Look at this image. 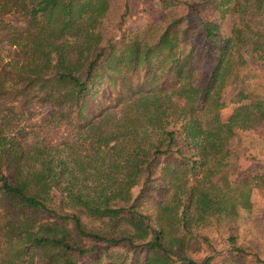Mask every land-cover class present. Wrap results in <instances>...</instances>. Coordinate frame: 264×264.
Segmentation results:
<instances>
[{
    "label": "trees",
    "instance_id": "trees-1",
    "mask_svg": "<svg viewBox=\"0 0 264 264\" xmlns=\"http://www.w3.org/2000/svg\"><path fill=\"white\" fill-rule=\"evenodd\" d=\"M117 1L122 28L129 0H0L23 20H0L6 262L264 264L227 225L264 187L233 171L240 133L264 124V0H156L164 23L102 45ZM31 105L50 111L36 130Z\"/></svg>",
    "mask_w": 264,
    "mask_h": 264
},
{
    "label": "rangeland",
    "instance_id": "rangeland-1",
    "mask_svg": "<svg viewBox=\"0 0 264 264\" xmlns=\"http://www.w3.org/2000/svg\"><path fill=\"white\" fill-rule=\"evenodd\" d=\"M130 10L124 18V24L122 28L118 27L119 15L123 12L122 3L117 1L113 4L107 13L102 32L103 45L105 40L112 37L115 41L123 30L135 31L143 30L146 25V19H150L153 23H164L161 21L163 17H166L165 12L158 6L156 0H129ZM3 8L0 5V20L10 19L13 21H21L18 17V13L10 10L9 12L2 11ZM204 17L211 19V17H217L218 15L213 12L209 7H205L203 12ZM23 21V20H22ZM21 21V22H22ZM3 27L0 29V60L4 58L8 60V53L12 56V50L14 46H10L9 41L3 38ZM8 52V53H7ZM1 62H3L1 60ZM258 81L262 84L264 82V67L260 69ZM110 82L105 81L99 87L98 93L95 97L96 101H101L105 97L106 91L113 89ZM262 87H260L261 89ZM114 90L118 91V85H115ZM97 103V102H96ZM31 111L33 115L25 120L21 125L29 129L34 130L42 127L39 119L50 113L47 105H31ZM241 144L236 146L233 151L235 153L236 161L233 165V171L242 179H251L254 175L264 174V124L251 133H240ZM234 155V156H235ZM229 170L224 169L223 172ZM252 200L254 202L250 211H240L238 215L231 217L227 220V225L237 229L239 235V242L249 245L255 253H258L264 257V187L254 188L252 194ZM7 221V216L4 213L0 203V264H17L16 262L8 263V259L12 258V254L6 253L1 250L5 238L1 234V229L4 227V223ZM88 226L94 227L96 224L87 222ZM205 232L211 236L213 240L217 239V231L214 227L208 228ZM198 243L194 241L192 243V255L196 258H200L204 253L199 250ZM219 264V263H218Z\"/></svg>",
    "mask_w": 264,
    "mask_h": 264
}]
</instances>
